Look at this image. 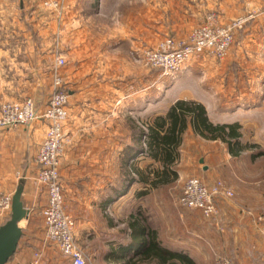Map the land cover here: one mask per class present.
<instances>
[{"label": "rangeland", "instance_id": "rangeland-1", "mask_svg": "<svg viewBox=\"0 0 264 264\" xmlns=\"http://www.w3.org/2000/svg\"><path fill=\"white\" fill-rule=\"evenodd\" d=\"M102 10L100 20L93 22L94 27L90 22L87 24L103 38L128 36V44L123 45L132 62L128 73L132 79L138 76L146 79L147 112L142 121L150 116L165 114L170 105L176 99L179 100L178 97L192 95L206 104L214 123L241 124L240 145L244 148L237 154L230 153L228 144L222 141L189 138L187 147L180 150V159L173 167L178 174L181 173L178 175L179 180L173 185L166 183L164 185L167 187L157 191L156 212L153 208L146 209L148 211L145 215L149 221L158 225L165 242H175L179 247L187 243L201 245L205 242L203 231L211 225L208 220L210 218H205L200 210L181 204L175 206L185 181L198 177L209 188L222 182L233 193V196L221 194L216 197L218 219L215 217L216 221L212 218L211 222L222 226L257 225L261 227L259 234L264 239V0H106ZM13 25L9 20L0 21V47L11 44L19 47L33 45L40 49V54L37 58H30L29 70L11 69L9 65L0 69V103L23 101L26 97H32L38 113L43 114L55 91L53 67L56 59L62 56L67 61L59 69L62 75L71 59L68 55L71 45H65L59 39L57 23L51 26L48 35L43 38L35 30L34 23L26 21L24 26L32 30L33 37L29 39L31 44L20 33V28L17 34L11 33ZM223 30L232 34V41L219 55L217 49L222 46ZM207 33L208 38L205 36ZM197 42L203 43L204 51L192 54L181 70L172 75L165 73L164 68L156 65L149 55L157 50L175 51L185 46L193 47ZM64 88L68 89L65 85ZM67 108V136L61 163L68 151L74 154L79 152L71 150V146L88 137L83 134V129L77 132V127L90 128L85 117L75 126L70 116V96ZM37 122L45 126L44 140L48 123L45 119L34 123ZM30 126L8 127L3 131L26 130ZM18 133L14 140L3 139V151L0 154V201L8 193L14 195L26 168L22 148L15 147L18 144L16 141L25 142ZM67 146L70 149L68 151ZM39 148L32 158L35 175ZM139 157L146 159L145 154L140 153ZM200 162L211 166L208 173L201 171ZM147 163L142 161L141 169L148 168ZM149 164L148 171L155 167L154 163ZM219 204L227 208L228 218L221 213ZM131 205L130 202L126 208L110 209L109 213L119 225L116 232L122 228L121 223L127 220ZM69 214L74 218L73 214ZM10 216L7 211L0 209V226ZM36 217L44 225L42 211ZM24 225L26 220L21 223V226ZM259 239L257 237V241ZM38 240L40 250L35 251L43 253L47 246L52 245L45 241L44 235ZM263 251L260 255L262 260ZM217 255L226 257L216 251L213 258Z\"/></svg>", "mask_w": 264, "mask_h": 264}, {"label": "crops", "instance_id": "crops-1", "mask_svg": "<svg viewBox=\"0 0 264 264\" xmlns=\"http://www.w3.org/2000/svg\"><path fill=\"white\" fill-rule=\"evenodd\" d=\"M45 1L47 0H0V21L9 20L14 24L11 33L17 34V29L20 28V33L28 39L29 44L33 35L32 30L24 26L26 21L33 22L35 30L43 38L48 35L51 26L57 23L59 39L63 44L71 45L68 52L71 59L68 61V68L62 73L64 85L70 92V116L73 117L75 126L85 117L90 128L78 126L79 130L77 127V132L83 129V134L88 137L71 146V150L79 151L77 154L70 153L67 146L68 152L61 163L60 173L66 210L74 215L76 238L88 257V264H184L178 258L164 261L157 255H142L139 251L141 240L135 242L131 235L130 214L138 208L145 214L148 208H153L156 212L157 191L166 185L152 186L138 179L133 184L128 181L132 162L129 159L130 151L137 142L141 144L138 135L144 129L142 119L147 112L146 79L139 76L132 79L128 73L132 62L123 46L127 43L128 36L123 35L118 39L111 36L103 38L104 36H98L95 28L94 31L87 24L90 22L93 26V22L102 16L106 0H66L60 15L45 6ZM139 53L140 47V57ZM39 54L40 49L33 45L19 47L11 44L0 47V69L9 65L11 69L29 70L31 67L28 61L31 57L37 58ZM178 98L198 100L206 107L202 100L192 95ZM208 116L211 119L209 113ZM44 131V124L37 122L26 130L0 132V154L3 151V139L14 140L18 132L21 135L19 137L25 139L23 144L16 141L18 144L15 147L22 148L26 168L20 180L24 185V205L30 210L19 247L7 264H21L32 260L34 251L40 250L38 239L44 235V225L36 215L47 204V192L45 187L35 181L32 158L43 140ZM183 137L182 151L187 147L189 138L204 139L195 133L192 126L187 128ZM143 143L142 140V145ZM142 161L154 163L155 168L161 167L160 163L150 158L137 157L133 163L141 169ZM210 169L209 164L201 163L203 173H208ZM178 180V177L171 180L169 185ZM178 197L175 206L180 204ZM130 202L133 205L127 220L121 223L122 228L116 232L119 225L109 211L117 207L126 208ZM219 208L227 217V208L220 204ZM216 218L213 220L217 221ZM208 220L211 225L203 231L206 241L201 245L187 243L184 247H179L175 242H165L158 225L150 223L157 231L158 240L163 247L171 252L185 254L193 264H214L213 254L216 251L231 259L233 264H263L260 256L264 248V239L259 234L261 227L222 226L211 222L212 218ZM257 237H260V242ZM45 249L42 264H70L55 245Z\"/></svg>", "mask_w": 264, "mask_h": 264}, {"label": "built area", "instance_id": "built-area-1", "mask_svg": "<svg viewBox=\"0 0 264 264\" xmlns=\"http://www.w3.org/2000/svg\"><path fill=\"white\" fill-rule=\"evenodd\" d=\"M65 1L47 0L44 5L60 12L64 8ZM205 36L208 38V33ZM222 36V46L217 49L219 55L223 54L232 41V34L229 31L223 30ZM202 44L197 42L193 47L185 46L175 51L157 50L149 55L156 65L164 68L165 73L172 75L181 70L192 54L204 51ZM66 62L65 57L62 56L56 59L53 67L55 91L43 114L38 113L36 102L32 97H26L23 101L0 103V132L8 127L20 125L27 127L39 119L47 121L46 135L35 160V166H38L35 179L47 192V204L42 209L45 241L55 245L70 264H88V257L76 238L75 220L66 210L60 173L67 136L65 126L69 117L67 104L70 92L64 88V78L59 69ZM221 194L233 196L222 182L209 188L198 177H191L183 185L179 203L184 207L200 210L206 218H215L218 215L216 197ZM12 199L13 193H8L0 201V209L7 211L8 215L12 213ZM42 260L43 253L34 251L33 259L21 264H42ZM214 264H233V262L227 257L217 255Z\"/></svg>", "mask_w": 264, "mask_h": 264}, {"label": "trees", "instance_id": "trees-1", "mask_svg": "<svg viewBox=\"0 0 264 264\" xmlns=\"http://www.w3.org/2000/svg\"><path fill=\"white\" fill-rule=\"evenodd\" d=\"M142 124L144 129L142 128L138 135L141 144L137 142L130 151L129 159L132 161L128 179L130 184L138 179L140 182L156 186L176 179L178 173L173 167L180 159L183 136L189 126L204 139L227 143L232 154H237L244 148L240 145L241 124L214 123L209 118L205 105L196 100L179 99L170 105L165 114L150 116ZM140 153L160 163L161 167H154L148 171L150 164H147L146 169H140L137 164H132ZM129 225L134 241L140 239L142 242L139 249L142 255H157L164 261L178 258L184 264H193L185 254L168 251L161 245L157 231L151 227L149 218L142 209L138 208L130 214Z\"/></svg>", "mask_w": 264, "mask_h": 264}, {"label": "water", "instance_id": "water-1", "mask_svg": "<svg viewBox=\"0 0 264 264\" xmlns=\"http://www.w3.org/2000/svg\"><path fill=\"white\" fill-rule=\"evenodd\" d=\"M23 192L24 185L20 183L13 195L11 216L0 226V264H7L16 253L23 236L21 222L30 216V210L24 205Z\"/></svg>", "mask_w": 264, "mask_h": 264}, {"label": "bare ground", "instance_id": "bare-ground-1", "mask_svg": "<svg viewBox=\"0 0 264 264\" xmlns=\"http://www.w3.org/2000/svg\"><path fill=\"white\" fill-rule=\"evenodd\" d=\"M23 221H24V220H23ZM23 221H22V222H23ZM22 222H21V223H22Z\"/></svg>", "mask_w": 264, "mask_h": 264}]
</instances>
